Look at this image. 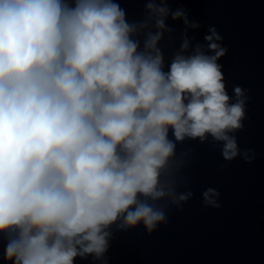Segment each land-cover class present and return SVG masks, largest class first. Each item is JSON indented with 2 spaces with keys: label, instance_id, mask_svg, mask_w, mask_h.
I'll return each mask as SVG.
<instances>
[{
  "label": "clouds",
  "instance_id": "obj_1",
  "mask_svg": "<svg viewBox=\"0 0 264 264\" xmlns=\"http://www.w3.org/2000/svg\"><path fill=\"white\" fill-rule=\"evenodd\" d=\"M146 9L129 23L116 0H0V234L12 264L100 259L111 226L166 223L161 202L192 196L178 192L176 142L211 136L225 160L240 154L230 133L243 127L244 90L232 102L222 38L210 27L207 52L186 54L185 36L165 71L167 17L199 25L167 0ZM151 27L141 50L134 37ZM202 195L219 207L215 189Z\"/></svg>",
  "mask_w": 264,
  "mask_h": 264
}]
</instances>
